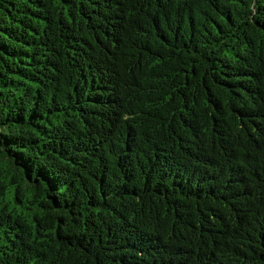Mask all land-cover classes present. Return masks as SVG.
<instances>
[{"label":"trees","instance_id":"obj_1","mask_svg":"<svg viewBox=\"0 0 264 264\" xmlns=\"http://www.w3.org/2000/svg\"><path fill=\"white\" fill-rule=\"evenodd\" d=\"M0 264H264V0H0Z\"/></svg>","mask_w":264,"mask_h":264}]
</instances>
